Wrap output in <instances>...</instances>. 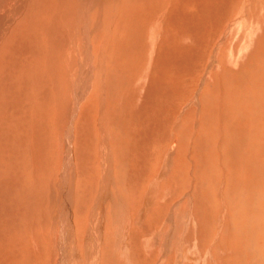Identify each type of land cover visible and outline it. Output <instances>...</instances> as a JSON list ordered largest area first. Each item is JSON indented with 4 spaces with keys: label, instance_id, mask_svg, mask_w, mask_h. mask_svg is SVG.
I'll return each mask as SVG.
<instances>
[{
    "label": "rangeland",
    "instance_id": "rangeland-1",
    "mask_svg": "<svg viewBox=\"0 0 264 264\" xmlns=\"http://www.w3.org/2000/svg\"><path fill=\"white\" fill-rule=\"evenodd\" d=\"M155 1L138 31L108 15L88 77L62 24L40 66L0 56V264H264V163L238 180L219 144L227 112L234 137L264 136L241 120L264 121V0H224L202 38L167 22L183 0Z\"/></svg>",
    "mask_w": 264,
    "mask_h": 264
},
{
    "label": "bare ground",
    "instance_id": "bare-ground-1",
    "mask_svg": "<svg viewBox=\"0 0 264 264\" xmlns=\"http://www.w3.org/2000/svg\"><path fill=\"white\" fill-rule=\"evenodd\" d=\"M168 1V2H167ZM166 6L170 2L167 0ZM233 0H226V4L231 2ZM135 2V3H133ZM157 1L155 0H0V56H9L10 52H13V54L9 57H4L1 59L3 62L7 60L15 59V62H24L25 64H28L31 67V63L35 66H40L43 62L40 58V53L38 52V42L40 37H38V34H41L46 32L47 30H51L50 28L56 27V30L58 29V25L62 24V29H64L65 33H71L70 40L72 42L71 45H74L77 41H79V45L81 46L80 51H76L74 49V55L79 57L80 63H83L86 67L84 68V71L82 72L83 75L89 76L92 74V72L95 71L94 69V58H96L95 53L93 52L94 46V33L98 29V27L104 26L105 22H107V17L109 14H117L120 12H124L125 17L122 18L121 23L118 22V29H129L131 28H138L142 27L144 22H147L148 16L151 14L160 13L162 9L161 4H157ZM224 0H183L179 7L176 5V13L168 11V15L166 16L168 18L167 22L171 25H178L179 27L182 26H192V30L195 29L200 33L199 38L206 36V30L209 23L218 22L220 20V11L225 6L222 4ZM232 3V2H231ZM242 3V2H241ZM194 4L195 8L192 14H189L188 12V6ZM230 5V4H228ZM170 6V5H169ZM168 6V9H169ZM240 9V7L238 8ZM126 10L128 12H131L129 14H126ZM160 11V12H159ZM239 11V10H238ZM237 11V12H238ZM123 14V15H124ZM56 15V16H54ZM127 16V17H126ZM154 16V15H152ZM158 16V15H157ZM97 19H96V18ZM112 17V16H111ZM162 17V16H161ZM238 18V14L236 13V16ZM234 17V18H235ZM59 19V21L55 20ZM153 19V17H151ZM160 18V16L157 17V19ZM244 18V17H243ZM53 19L55 22L52 23ZM112 19V18H111ZM146 19V20H143ZM116 20V18H115ZM118 20V19H117ZM158 20H156L157 22ZM163 21V20H162ZM252 21V20H251ZM153 24H156L155 21H153ZM163 23V22H162ZM113 24V23H112ZM152 24V26H154ZM215 24V23H214ZM248 24V23H247ZM116 27V28H117ZM124 27V28H123ZM110 29V28H109ZM113 29V27H112ZM252 29V28H251ZM37 30V31H36ZM135 30V29H133ZM191 30V31H192ZM122 31V30H120ZM138 31V29H137ZM244 31V30H243ZM247 31V30H245ZM244 31V32H245ZM48 32V31H47ZM104 32V31H103ZM109 32V31H107ZM115 32V31H114ZM255 33V32H254ZM104 34V33H102ZM51 35V34H50ZM62 35V34H61ZM151 35V34H150ZM69 36V34H68ZM113 36V35H112ZM57 37V36H56ZM66 37V36H65ZM115 37V36H114ZM150 37V36H149ZM247 37V36H246ZM44 38V37H43ZM68 38V37H66ZM79 38V39H78ZM97 38V37H96ZM130 38V37H129ZM156 38V37H155ZM62 40V39H61ZM65 40V39H64ZM67 40V39H66ZM107 40V39H106ZM52 41V40H51ZM42 42V41H41ZM45 42V41H43ZM62 42V41H61ZM261 43V42H259ZM199 44V43H198ZM44 45V44H43ZM42 45V46H43ZM47 45V44H46ZM45 46V45H44ZM43 46V48H44ZM261 46V45H260ZM259 46V47H260ZM50 47V45L48 46ZM63 47V46H62ZM67 47V46H66ZM75 47V46H74ZM47 48V47H46ZM154 48V47H153ZM164 48V47H163ZM49 50V48H47ZM51 49V47H50ZM68 49V48H67ZM45 50V49H44ZM115 50V48H114ZM243 50V49H242ZM25 51V54H30L26 57H23L22 52ZM53 51V50H52ZM151 51V50H149ZM239 51V50H238ZM65 52V51H63ZM100 52V51H99ZM198 50L196 49V53ZM66 53V52H65ZM148 53V52H147ZM195 53V54H196ZM8 54V55H7ZM11 54V53H10ZM71 54V53H70ZM57 55V54H56ZM99 55V54H98ZM131 55V54H128ZM151 56V55H150ZM168 56V55H167ZM83 57V58H82ZM82 58V59H81ZM124 58V57H123ZM149 58V57H148ZM126 59V58H125ZM162 59V58H161ZM125 62V61H124ZM139 62V61H138ZM5 63V62H4ZM182 62H179L177 66H180ZM261 63V62H260ZM6 64V63H5ZM79 64V62H78ZM122 64V63H121ZM126 64V62H125ZM257 64V63H255ZM128 65V64H127ZM136 65V64H135ZM264 65V64H263ZM259 66V65H258ZM130 67V66H129ZM262 67V65H261ZM15 68V67H14ZM131 68V67H130ZM129 68V69H130ZM255 68V67H254ZM263 68V67H262ZM9 69V68H8ZM256 69V68H255ZM132 70V69H131ZM257 71V70H256ZM263 71V70H262ZM260 71V72H262ZM249 73V72H248ZM258 73V72H257ZM256 73V74H257ZM263 74V73H262ZM251 75V74H250ZM258 76V75H256ZM34 77V76H33ZM259 77V76H258ZM26 78V77H25ZM85 78V77H84ZM251 78V77H250ZM254 78V77H253ZM60 79V78H59ZM89 79V78H86ZM242 79V77H240ZM245 79V78H244ZM249 79V77H248ZM261 79V78H259ZM263 79V78H262ZM231 80V78H230ZM250 80V79H249ZM252 80V79H251ZM255 80V78H254ZM1 81V80H0ZM89 81V80H88ZM264 81V79H263ZM232 82V81H231ZM249 82V81H248ZM254 82V81H253ZM4 83V82H3ZM44 83V82H43ZM87 83V81H86ZM233 83V82H232ZM255 83V82H254ZM256 86V84H254ZM260 83V82H259ZM262 83V82H261ZM263 84V83H262ZM6 85V84H5ZM243 85V84H242ZM251 85V84H250ZM261 85V84H260ZM4 86V84L2 85ZM7 86V85H6ZM263 86V85H262ZM253 87V86H252ZM231 88V87H230ZM236 90V88H233ZM258 89V88H257ZM263 89V88H262ZM84 90V88H83ZM235 90L233 92H235ZM256 90V89H255ZM254 90V91H255ZM259 90V89H258ZM264 90V89H263ZM261 90V91H263ZM38 91V90H37ZM260 91V92H261ZM86 92V91H85ZM230 92V91H229ZM239 92V91H238ZM242 92V91H241ZM259 92V93H260ZM264 92V91H263ZM74 93V92H73ZM231 93V92H230ZM229 93V94H230ZM236 93V92H235ZM252 93V92H251ZM59 94V93H58ZM242 94V93H241ZM253 95V93H252ZM244 96V95H243ZM258 96V95H256ZM261 96H263L261 94ZM239 97V96H238ZM259 97V96H258ZM255 98V97H254ZM264 98V97H262ZM3 99V98H2ZM81 99V98H80ZM226 99V98H225ZM240 99V98H239ZM256 100H259L258 98H255ZM241 100V99H240ZM246 100V99H245ZM262 100V99H261ZM225 101V100H224ZM238 101V100H237ZM243 101V100H242ZM247 101V100H246ZM245 101V102H246ZM251 102V100H249ZM255 101V100H254ZM260 101V100H259ZM229 102V101H228ZM253 102V100H252ZM251 102V103H252ZM2 103V102H1ZM249 103V102H248ZM16 104V103H15ZM78 104V103H77ZM223 104V103H222ZM257 104V103H256ZM255 104V106H256ZM260 104V102H259ZM14 105V104H12ZM231 105H233L231 103ZM243 105V104H242ZM248 105V104H247ZM261 105V104H260ZM225 106V105H224ZM234 106V105H233ZM239 106V105H238ZM254 106V104H253ZM257 107V106H256ZM227 108V107H226ZM230 108V107H229ZM246 108V106H245ZM258 108V107H257ZM261 108V107H260ZM260 108L257 109V111H260ZM233 109V108H232ZM231 109V110H232ZM7 110H9L7 108ZM6 110V111H7ZM216 110V109H215ZM241 110L240 107H238L239 111ZM217 111V110H216ZM220 111V110H219ZM228 111V109H227ZM264 111V110H263ZM73 112V111H72ZM248 112V111H246ZM255 112V111H254ZM222 113V112H221ZM228 113V112H227ZM225 114L227 117V124L228 127L226 128V141L220 142L219 144L222 145V158L224 163L225 161L227 164L231 166L232 170L238 171L237 175H241L242 178H238V180H244L245 182L247 180H251L248 177V173L251 172L250 177H255L254 174H256V171L250 170V172H247V169L243 168V172L241 170L242 162L244 159H248V161L251 162L250 165H253V168L258 166L259 164L256 163V161L264 163V136L259 135H253L254 133L248 132V129L245 127V130L242 128V121H241V128L238 129L241 134L238 135V137H234L233 134V127L232 124L229 122V115ZM236 113V111H235ZM239 113H242L241 111ZM261 113V112H260ZM4 114V113H3ZM230 114V113H229ZM238 114V113H236ZM250 116H243L241 117V120L243 118V121H249V123L252 121L256 122L255 129H258L259 125L264 124L262 116L256 115V113H253L255 115L256 119H254V116L251 115V112L249 113ZM259 114V113H258ZM264 114V113H263ZM11 115V114H10ZM8 115V116H10ZM243 115V114H242ZM264 116V115H263ZM13 116L11 115V118ZM221 117V116H220ZM253 117V118H252ZM238 118V117H237ZM13 119V118H12ZM203 119V118H202ZM7 120V119H6ZM206 121V120H205ZM217 122V121H216ZM13 123V122H12ZM17 124V123H15ZM84 124V123H83ZM4 125V124H3ZM206 125V124H205ZM236 125V124H235ZM246 125V123H245ZM250 125V124H249ZM248 125V126H249ZM209 126V125H208ZM247 126V125H246ZM254 127V126H253ZM212 128V127H210ZM241 130V131H240ZM264 131V129H262ZM260 130V131H262ZM81 131V130H80ZM250 131V130H249ZM9 132V131H7ZM242 132H246L243 134ZM76 133V132H75ZM211 133V132H210ZM217 133V131H216ZM256 133H259L257 131ZM219 134V133H218ZM260 134V133H259ZM70 135V134H69ZM216 135V134H215ZM217 136V135H216ZM245 136V138H244ZM69 137V136H68ZM80 137V136H79ZM220 137V136H219ZM218 137V139H219ZM252 137V138H251ZM217 138V137H216ZM19 139V138H17ZM246 140V150L241 149V146H244ZM18 141V140H17ZM217 141V140H216ZM218 144V145H219ZM245 147V146H244ZM80 148V147H78ZM1 150V149H0ZM220 155V154H219ZM219 157V156H218ZM221 158V157H220ZM13 160V159H12ZM218 162V161H217ZM245 162V161H244ZM81 164V163H80ZM219 164V163H218ZM221 164V163H220ZM258 164V165H256ZM225 166L224 164H221ZM261 164L260 166H262ZM218 168V167H217ZM227 168V167H225ZM240 168V169H239ZM247 168V167H246ZM250 169V168H249ZM256 169V168H255ZM241 170V171H240ZM228 171V170H227ZM226 171V172H227ZM231 171V170H230ZM11 173V172H10ZM233 173V172H232ZM229 172L228 174H232ZM227 174V176H228ZM16 175V174H15ZM236 176V175H234ZM244 177V179H243ZM14 178V177H13ZM229 178V177H228ZM237 178V176H236ZM232 179V178H231ZM256 179V177L254 178ZM234 180V179H232ZM236 181V180H235ZM237 184V183H236ZM236 186V185H235ZM234 186V187H235ZM2 189V188H1ZM69 204V203H68ZM97 204V203H96ZM239 204V203H238ZM98 205V204H97ZM18 206V205H17ZM101 207V206H100ZM100 207L96 209V211ZM244 208V206H241ZM96 208V207H95ZM237 213V212H236ZM245 213V212H244ZM98 214V213H97ZM238 215V214H237ZM3 217V216H2ZM245 217H248L245 216ZM251 217H254L252 215ZM11 218V217H10ZM13 218V217H12ZM9 220V219H8ZM241 220V219H240ZM10 221V220H9ZM239 221V219H238ZM250 221V219L245 220V225ZM65 222V221H64ZM250 221L249 223H251ZM102 223V222H101ZM248 223V224H249ZM11 224V223H10ZM3 225H8L3 224ZM64 225V224H63ZM101 225V224H100ZM119 225V224H118ZM253 226V223L251 224ZM10 228V226H9ZM244 228V227H243ZM1 229V228H0ZM245 229V228H244ZM248 229V227H247ZM4 230V229H3ZM9 230V229H8ZM94 230H97L96 227ZM243 230V229H242ZM251 230V227H249L248 231ZM252 231V230H251ZM255 232V231H252ZM257 232V231H256ZM9 233V232H8ZM251 233V232H250ZM259 233V232H258ZM256 233V234H258ZM4 234V233H3ZM65 234V233H64ZM68 234V233H67ZM244 234V233H243ZM241 235V234H240ZM243 236V235H242ZM248 237V236H244ZM243 237V238H244ZM240 238V237H239ZM242 238V237H241ZM240 238V239H241ZM236 239V238H235ZM249 237L247 238V240ZM88 240H91L90 237ZM238 240V239H237ZM245 240V239H244ZM250 240V239H249ZM252 240V238H251ZM119 241V240H118ZM242 242V241H240ZM245 242V241H243ZM238 243V242H236ZM246 243V242H245ZM93 244V242H92ZM90 243L89 248H93V245ZM96 244V243H95ZM247 244V243H246ZM244 244V245H246ZM97 246V245H96ZM241 246V245H240ZM243 246V245H242ZM248 246V245H247ZM95 247V246H94ZM67 248V247H66ZM96 248V247H95ZM251 248V247H250ZM238 249V248H237ZM243 249V248H242ZM93 250V249H92ZM91 250V251H92ZM97 250V249H96ZM235 250V249H234ZM244 250V249H243ZM248 250H250L248 248ZM90 251V252H91ZM89 252V253H90ZM252 252V251H251ZM96 252L93 254L95 255ZM237 253V252H236ZM66 254V253H65ZM92 254V252H91ZM241 255V253H240ZM249 255V254H245ZM244 255V257H246ZM243 256V255H242ZM96 257V256H95ZM257 257V256H256ZM93 258V257H92ZM249 259V258H248ZM255 255H252L251 261L254 262ZM260 260V259H259ZM96 260H94L95 263ZM251 262V263H252ZM258 262V261H257ZM93 263V264H94ZM96 264V263H95ZM255 264V263H254Z\"/></svg>",
    "mask_w": 264,
    "mask_h": 264
}]
</instances>
